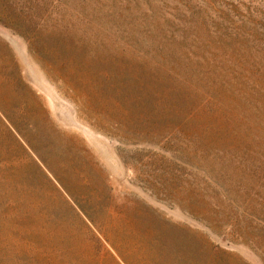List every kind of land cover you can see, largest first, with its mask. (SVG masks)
<instances>
[{"label":"rangeland","instance_id":"rangeland-1","mask_svg":"<svg viewBox=\"0 0 264 264\" xmlns=\"http://www.w3.org/2000/svg\"><path fill=\"white\" fill-rule=\"evenodd\" d=\"M0 264H264V0H0Z\"/></svg>","mask_w":264,"mask_h":264},{"label":"crops","instance_id":"crops-1","mask_svg":"<svg viewBox=\"0 0 264 264\" xmlns=\"http://www.w3.org/2000/svg\"><path fill=\"white\" fill-rule=\"evenodd\" d=\"M18 94L21 95L26 101H28L35 108H37V109L41 108L46 115L44 105H43L40 97H38V95L35 91L28 89V87L25 84H23V85L19 84ZM41 118H43V116H41ZM49 121H50V123H52L50 118H49Z\"/></svg>","mask_w":264,"mask_h":264}]
</instances>
